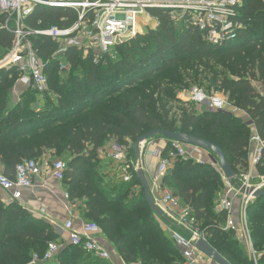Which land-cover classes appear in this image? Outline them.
Here are the masks:
<instances>
[{
	"label": "trees",
	"instance_id": "trees-1",
	"mask_svg": "<svg viewBox=\"0 0 264 264\" xmlns=\"http://www.w3.org/2000/svg\"><path fill=\"white\" fill-rule=\"evenodd\" d=\"M241 2L238 18L243 28L220 46L208 42L186 17L173 20L161 8L150 10L158 19L154 29L115 45L114 58L108 55L100 64L70 48L65 55L69 70L60 71L52 59L57 44L48 37L32 38L39 57L47 63L51 94L40 99L31 87L19 88L16 100L13 89L19 70L0 68V171L14 178L19 162L38 159L45 151L56 152L66 158L62 183L70 201L79 202L80 216L98 225L99 234L124 264H182L180 248L160 223L166 219L150 208L137 172L130 181L118 180L119 173L111 161L99 160L98 150L111 139L123 145L130 140L134 155L135 141L144 133L180 131L220 147L234 171L247 168L251 128L241 117L207 108L197 113L193 105L190 111L180 109L177 119L170 117L168 107L179 89L205 83L207 94L214 90L246 113L264 140V94L254 85L264 87V0ZM75 19L70 8L37 5L26 22L32 29H41L69 26ZM2 22L3 16L0 59L13 39ZM204 71L208 74L203 76ZM168 150L167 140L162 155ZM256 170L264 173V155ZM107 173L112 179H106ZM163 182L191 207L198 226L220 255L230 264H254L233 231L220 227L225 214L215 212L214 202L224 182L213 163L177 157ZM247 218L258 264H264V196L249 204ZM59 239L47 220L18 201L0 199V264H27L34 254L41 256L49 242ZM39 264L112 263L69 243L51 261Z\"/></svg>",
	"mask_w": 264,
	"mask_h": 264
},
{
	"label": "built area",
	"instance_id": "built-area-1",
	"mask_svg": "<svg viewBox=\"0 0 264 264\" xmlns=\"http://www.w3.org/2000/svg\"><path fill=\"white\" fill-rule=\"evenodd\" d=\"M241 4V0H0V17L3 16L1 27L13 35L10 50L0 59V68L16 66L19 70L13 89L16 100L20 94V91L16 93L17 87H31L43 99L46 94H51L45 73L47 63L39 57V52L33 45L34 37H48L54 41L57 48L52 53V59L57 61L60 71H68L70 66L65 55L70 48L77 49L81 58H91L95 64L102 63L108 55L114 58L113 47L143 33L145 26L149 25L143 19H151L150 10L154 8L168 10L171 18L176 21L186 17L187 21L204 32L208 42L220 46L233 40L238 30L243 28V23L238 18V7ZM37 5L70 8L75 11L76 19L69 26L32 29L26 19ZM254 85L264 94L261 84ZM187 100L197 106L204 105L209 110L230 114L241 111L229 104L227 98L221 94H207L200 88L190 90ZM243 122L251 128L248 166L236 172L234 184H230L220 167L214 164L222 173L224 186L228 187L215 200L214 210L216 213L225 214L224 221L220 223L221 229L233 231L248 257L254 264H258V254L253 247L248 225L247 208L255 199L254 192L264 189V173L256 170L263 162L264 140L247 114ZM168 142L169 150L165 155H162V151L155 152L158 158L156 176L148 184L150 191L153 188L159 192L160 198L152 197L153 201L185 233L182 235L175 230H168L169 237L181 250L182 264H217L195 246L200 239L209 244V235L198 226L191 207L183 204L163 182L175 158L193 159L203 163L194 154L206 151L178 141ZM133 151L134 155L125 145L117 142L107 150L108 160L117 172H122L119 174L122 181H130L133 172L142 168L141 150L139 155L135 149ZM64 170L65 164L53 158L52 154L46 158L45 165L38 159H25L15 166L14 178H9L0 171V190L8 194L10 201H17L23 189L34 188L36 179L48 176L62 182ZM64 198L67 209L71 212L73 203L66 189ZM62 229L68 234L67 241L60 238L58 241L49 242L45 252L41 256L34 254L27 264L51 261L69 243L80 246L97 258L111 260L110 251L98 239L99 227L96 223L83 221L76 227L73 219L69 218L62 224Z\"/></svg>",
	"mask_w": 264,
	"mask_h": 264
},
{
	"label": "crops",
	"instance_id": "crops-1",
	"mask_svg": "<svg viewBox=\"0 0 264 264\" xmlns=\"http://www.w3.org/2000/svg\"><path fill=\"white\" fill-rule=\"evenodd\" d=\"M19 87L16 88V93L19 92ZM14 93V97H15ZM236 115L241 117L242 120L245 118V113L241 110L236 112ZM167 143L165 138L154 139L150 142L140 145V150L142 153V170L146 176L147 181L152 183L156 176V168L158 164V158L155 156V152L162 151ZM99 151V150H98ZM102 151H100V154ZM248 151V156H249ZM51 155L50 151H45L38 158V161L41 164L45 165V160ZM194 156L203 160V162H210L208 152L200 151L199 153H195ZM105 160V159H104ZM109 161V160H108ZM224 182V180H223ZM225 184V183H224ZM34 188L31 190L23 189L21 191V197L17 200L21 205H23L30 213L42 217L47 220L50 224H52L59 234L60 238L64 240V242L68 239V234L62 229V224L69 218H72L75 226L81 224V222L85 221L80 216V209L78 208L79 202H71L73 203V207L71 212L68 211L66 206V200L64 198V189L62 182L54 180L48 176H44L41 179L34 180ZM153 197L160 198V194L157 190L151 188ZM0 199L4 203H9L10 200L8 198V194L4 191L0 190ZM98 239L100 243H102L107 249L110 246L107 239L99 234ZM67 245V244H66ZM65 245V246H66ZM63 246V247H65ZM62 247V248H63ZM109 250V249H108ZM112 264H124L118 256H112L109 261Z\"/></svg>",
	"mask_w": 264,
	"mask_h": 264
},
{
	"label": "water",
	"instance_id": "water-1",
	"mask_svg": "<svg viewBox=\"0 0 264 264\" xmlns=\"http://www.w3.org/2000/svg\"><path fill=\"white\" fill-rule=\"evenodd\" d=\"M155 136H161L165 138L168 141H178L190 146H194L197 148H200L202 150H205L209 153V158L213 164H216L220 167L223 175L225 178L229 180L230 184H234L235 178H236V171H234L226 162L224 153L220 147L215 145L214 143L198 138L196 136H193L191 134L183 133L180 131L172 132V131H166L163 129H152L140 137L137 138L135 141V151L136 154H140V144L143 142L155 137ZM138 178L140 181V186L143 189L145 198L150 206V208L160 217L165 218L166 216L163 214V212L156 206V204L153 201V198L151 196V191L149 188L148 181L146 179V176L142 170V168H139L137 171ZM254 197L259 198L261 196H264V189H259L254 192ZM195 246L197 249L202 251L205 255H207L210 259H212L217 264H230L222 255H220L211 245H209L204 240L200 239L195 243Z\"/></svg>",
	"mask_w": 264,
	"mask_h": 264
},
{
	"label": "rangeland",
	"instance_id": "rangeland-1",
	"mask_svg": "<svg viewBox=\"0 0 264 264\" xmlns=\"http://www.w3.org/2000/svg\"><path fill=\"white\" fill-rule=\"evenodd\" d=\"M147 20V22L149 23V25H146L145 26V29H143V33L145 32V31H147V30H150V29H153L154 27H156L157 26V24H158V19L157 18H155V17H152L151 16V19L150 18H144L143 19V21L144 20ZM157 23V24H156ZM156 24V25H155ZM202 71V70H201ZM200 71V72H201ZM203 76L204 75H207L208 74V71H204L203 73H201ZM204 86H200L199 84H195V85H192V84H190V85H188V86H184L183 88H181V89H179L178 91H177V93H176V101L175 102H172V103H169L168 104V107L169 108H171V113H170V117L171 118H179L180 116H181V114H182V111L180 110V109H183V108H186L188 111H190L193 107V105L195 106V109H196V112L197 113H200V112H202L205 108H206V106H204V105H201V106H197L196 104H193V103H191L190 101H188L187 100V98H188V93H189V91L190 90H192L193 88H200V89H202V90H204L205 92H208L209 90H207L206 89V87H205V83L203 84ZM20 88V87H19ZM263 88L264 87H261V90H262V92H264V90H263ZM211 92V94L212 93H214L215 91L214 90H211L210 91ZM113 98H111V99H109V101H111ZM160 138H162V137H160ZM154 139H159V138H157V137H154V138H152V139H149V140H147V141H145V142H143L142 143V145L143 144H145V143H147V142H150V141H152V140H154ZM128 142L126 143V144H124L130 151L132 150V147H133V144H134V142H132V141H130V140H127ZM118 143V141L116 140V139H111L110 141H107V142H105L102 146H100L99 148V151H98V158H99V160H102L103 161V159H105L106 160V162H110V161H108V157L106 156V153H107V150H108V148L110 147V145H112L113 143ZM122 144V143H121ZM141 145V144H140ZM100 151H102L101 153L102 154H100ZM51 152V151H50ZM207 152V151H206ZM51 154H52V156H53V158H55V159H57V160H60V161H62L64 164H66V158L65 157H63V156H60V155H58V154H56V152H51ZM209 154V153H208ZM112 164V163H111ZM106 165V164H105ZM113 165V164H112ZM114 166V165H113ZM115 167V166H114ZM217 168H219L218 166H217ZM220 170V169H219ZM114 171H116L117 172V170H116V168L114 169ZM220 172V174H221V177H222V173H221V171H219ZM119 174L120 173H122V172H118ZM108 174V173H107ZM108 178H111V175H109L108 174V177H106V179H108ZM112 179V178H111ZM118 180H120L121 181V179H119L118 178ZM116 182H118V181H116ZM149 182V181H148ZM140 187V186H139ZM227 186L225 185L224 187H223V189H222V191H224V189L226 188ZM136 188V190H137V188H138V186H136L135 187ZM228 188V187H227ZM170 190V189H169ZM171 191V190H170ZM221 191V192H222ZM151 192H152V190H151ZM154 194H155V192H154ZM154 194L152 195L151 194V196L153 197L154 196ZM156 195V194H155ZM157 196V195H156ZM164 219H166L165 221H163L162 219H160V223H161V225H162V227H163V229L165 230V233H166V235L169 237V235H168V230L169 229H171V230H175V231H177L179 234H182V235H185V233L183 232V230L181 229V228H179L177 225H176V223L173 221V220H171V219H169V217H165ZM170 238V237H169ZM171 239V238H170ZM109 247H108V249H109V251H110V254H111V258H112V256H117V254H116V252H115V250L113 249V246L109 243ZM110 261V260H109Z\"/></svg>",
	"mask_w": 264,
	"mask_h": 264
}]
</instances>
